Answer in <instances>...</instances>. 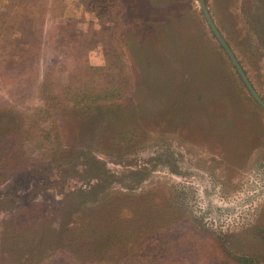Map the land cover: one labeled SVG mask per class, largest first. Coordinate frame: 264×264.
<instances>
[{
    "label": "rangeland",
    "instance_id": "374dc122",
    "mask_svg": "<svg viewBox=\"0 0 264 264\" xmlns=\"http://www.w3.org/2000/svg\"><path fill=\"white\" fill-rule=\"evenodd\" d=\"M204 3L264 102V0ZM118 4L0 0V264H264V110L197 0ZM84 60L127 93L41 128L35 84Z\"/></svg>",
    "mask_w": 264,
    "mask_h": 264
},
{
    "label": "trees",
    "instance_id": "16d2710c",
    "mask_svg": "<svg viewBox=\"0 0 264 264\" xmlns=\"http://www.w3.org/2000/svg\"><path fill=\"white\" fill-rule=\"evenodd\" d=\"M82 2L87 10L94 12L99 22H105V20H101L97 10L102 9L103 12L109 14L119 6L118 0H82ZM71 51H74L73 47ZM82 55L85 57V52ZM69 70L66 77H63V81H60V78H57L51 70L35 84L32 96L39 102L29 110L35 119H39L37 122L41 128L48 121V116L50 117L54 108L115 105L123 99L130 88V81L127 77L102 79L92 67L85 63V60L80 65L78 63L73 65ZM46 129L42 130L43 133L40 136L49 139L51 130Z\"/></svg>",
    "mask_w": 264,
    "mask_h": 264
},
{
    "label": "water",
    "instance_id": "95a60500",
    "mask_svg": "<svg viewBox=\"0 0 264 264\" xmlns=\"http://www.w3.org/2000/svg\"><path fill=\"white\" fill-rule=\"evenodd\" d=\"M197 3H198L199 9H200V11L202 13V16H203V18H204V20H205L210 32L212 33V35L214 36V38L217 41V43L219 44V46L223 49L224 53L228 57L230 63L232 64V66L234 67L235 71L237 72L240 80L244 84V86L247 89L249 95L264 110V102L261 100V98L257 95L255 90L252 88L251 84L249 83L246 75L244 74L242 68L240 67L239 63L237 62V60H236L235 56L233 55L232 51L230 50V48L226 44L225 40L220 35V33L217 30L216 26L214 25L210 15H209V12L207 10V7H206V5L204 3V0H197Z\"/></svg>",
    "mask_w": 264,
    "mask_h": 264
},
{
    "label": "flooded vegetation",
    "instance_id": "af4514ba",
    "mask_svg": "<svg viewBox=\"0 0 264 264\" xmlns=\"http://www.w3.org/2000/svg\"><path fill=\"white\" fill-rule=\"evenodd\" d=\"M223 50V49H222ZM240 79V78H239ZM242 82V81H241ZM244 85V84H243ZM245 87V86H244ZM247 90V89H246ZM248 92V91H247Z\"/></svg>",
    "mask_w": 264,
    "mask_h": 264
}]
</instances>
